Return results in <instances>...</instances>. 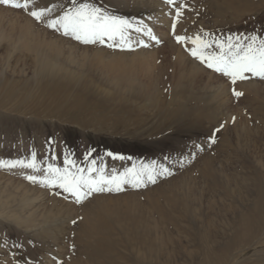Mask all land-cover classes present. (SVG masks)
<instances>
[{
    "label": "rangeland",
    "instance_id": "rangeland-1",
    "mask_svg": "<svg viewBox=\"0 0 264 264\" xmlns=\"http://www.w3.org/2000/svg\"><path fill=\"white\" fill-rule=\"evenodd\" d=\"M217 1L75 0L76 6L95 5L127 20L123 44L119 36L85 44L63 28L49 27V21L74 9L73 0H30L32 10L50 9L40 21L0 5V29L7 38L0 40V70L5 68L0 98L9 91L7 82L15 86V95L0 104V264H264V218L247 240L226 251L221 247L264 190V179L257 178L264 175V79L246 74L232 84L190 54V40L175 39L199 35L211 44L203 49L207 56L219 51L215 41L264 38V3L248 10L232 3L224 12ZM176 5H183L178 20ZM27 20L32 35L54 41L67 68L83 73L79 81L104 92L106 103L96 96L78 101L79 90L60 80L31 78L30 55L8 39H16L18 26ZM170 46L182 53L185 65L193 61L202 71L182 92L171 91L177 68ZM136 52L153 53L146 58L153 61L150 71L159 78L160 94L152 99L114 88L97 63L116 55L128 62ZM139 79L146 81L141 74ZM243 84L256 88L246 92ZM233 89L243 95L236 97ZM33 160L36 168L27 167ZM49 165L72 173L80 169L86 178L118 176L129 182L119 192H94L77 203L62 188L41 183ZM136 174L143 180L139 187L132 182ZM84 216L98 233H110L121 243L105 251L96 237L87 242L80 225ZM138 223L140 236L151 228L149 246H127L120 232V227L135 232ZM209 256L215 261L208 263Z\"/></svg>",
    "mask_w": 264,
    "mask_h": 264
},
{
    "label": "bare ground",
    "instance_id": "bare-ground-1",
    "mask_svg": "<svg viewBox=\"0 0 264 264\" xmlns=\"http://www.w3.org/2000/svg\"><path fill=\"white\" fill-rule=\"evenodd\" d=\"M217 3L218 4L217 5L215 4V5L218 7H221V9L224 10V12H225L228 9H229V11L231 10L230 6H232V3L239 4V7H241L240 9H242V10H248V7L251 5L258 6V7L263 5L264 0H218ZM165 9H163V10H165ZM165 13H168V11H165ZM24 24L25 25H23L22 27H21V25L18 26L19 33H18V36L16 37V39H13L12 36H9L8 39L14 41V42L12 41L14 44L12 46L13 48H15L14 46H16L18 44V45H20V47L23 51H26V53H28V55H30L31 63L33 65V69H32L33 72H32V77H31L32 79H34V80L37 79L40 81L60 80V81L64 82L65 84H67L71 87L77 88L79 90L76 94V97H77L78 101L81 100V102L87 101L89 99V97H91V96H96V98L98 97V99H102L105 103H106L105 100H107V101L109 100V98H105L104 96H102L104 94V92H103V94H99V92L97 90L95 91L90 86H88L86 83H81L79 81V80H81L83 73H81V72L78 73L77 71L75 72L72 69L67 68V66H68L67 60H66V58H63L62 52H59V47L56 46V43L54 41H52L50 39L47 41H42V40L37 39V37H38L37 35H32L34 30L32 28L31 22L29 20H27V21H25ZM1 31L2 30L0 29V40L1 39L6 40L7 38H5L4 34ZM170 49L175 51L174 52L176 55L175 65L177 68L176 75L173 77L172 81L170 82L171 91L182 92L185 90V88H190L193 86V84H195V82H194L196 80L194 77L195 74L200 73L202 71H201V68L198 65H196V63L193 61H190L189 65H185L184 61H183V55L177 48H174V46H170ZM96 53L98 55H100L98 52H96ZM146 56H153V53L152 52H148L146 54H141L140 52L132 53L130 56V58H132V59L129 60L128 62H126V59H125L128 57H125L123 55H116V56L111 57L109 61L104 62V64H103V61H101L100 59H98L99 61L97 63H98V65H101L105 69L106 72L103 74V76L105 77L107 82L110 85H112L114 88L121 90V91L124 90L125 92H128V93H133L136 96H144L147 99L148 98L152 99V97L154 95L160 94L159 88H157V82H158L159 78L158 77L155 78L152 74L153 71H150L152 68L153 61L146 58ZM22 71H23V69H20L19 72L22 73ZM14 72H15V70L13 68V70H11L12 76H14V74H15ZM4 73H5V68L4 69L2 68L0 70V81H1V78L3 77ZM140 74L146 78L145 79L146 81H144V80H142V82L140 81V79H139ZM20 75H22V74H20ZM10 82L11 81L6 83L7 87H9V91L4 92L3 97L0 98V104L5 103V101H6L5 99H8V98L15 95V91L13 90V87H15V86ZM12 82L16 85V81H12ZM17 85H16V87H17ZM206 87H207V85L205 84V87L202 89H205ZM213 88H214V86H213ZM244 88H245V91L247 92L248 88H252V91H253L256 87L253 84H245L243 86V90H244ZM215 92H216V90H215ZM170 99H171L170 102L173 101L172 97ZM213 99H214V97H213ZM158 109H160V108H158ZM204 164L208 166L210 164V162H205ZM205 171H206V169H205ZM257 178H258V180H263L264 175L261 176L259 174V175H257ZM263 202H264V190L262 191V189H261V191L259 193H257V199H256L254 205L251 207L249 214H242L241 216H239L238 222H236V227H235L236 230H234V234L232 235L231 240L229 242H227V245L221 246L223 251H226V249L230 248L234 243H237L238 241L247 240L249 238L248 236H251L250 235L251 230L254 229V227H257V228L259 227L258 224H260L262 222V219L264 218V210H262V211L260 210ZM260 212H261V214H259ZM84 218L87 220L83 219V221H82L83 223L80 225H81V229L83 231V234H84L86 241L88 240V238L96 237L98 239L97 242L100 243V246L105 251L108 250L109 246H111L113 244L121 243V241L113 239L110 236V233L109 234L108 233H103V234L98 233L97 229H96V224L93 223V225H92L90 220L87 217L84 216ZM116 222H117V220H116ZM138 226H139V223L135 227V229H136V230H134L135 232L127 231L121 227L119 228L123 238L126 241L127 246L132 247L135 245V242H137L141 245H147V246H149L151 244L150 236H149L151 233V228L150 227L146 228L145 232H144L145 235L140 236L137 233L138 228H139ZM129 232L135 233L132 235L133 237H130L131 235H129ZM203 238H204V236H203ZM87 242H89V241H87ZM148 251H151L150 247H148ZM210 251H212V248L206 250V252H208V253H210ZM214 255L216 256V254H214ZM221 256H223V255H221ZM216 260H217V258H216ZM207 261H208V263H210V262L215 261V259H213V257L209 256L207 258ZM210 264H212V263H210Z\"/></svg>",
    "mask_w": 264,
    "mask_h": 264
},
{
    "label": "snow or ice",
    "instance_id": "snow-or-ice-1",
    "mask_svg": "<svg viewBox=\"0 0 264 264\" xmlns=\"http://www.w3.org/2000/svg\"><path fill=\"white\" fill-rule=\"evenodd\" d=\"M167 2L169 4H176V0H167ZM0 5L27 11L37 21L44 18L45 13L50 11V9L32 10L30 8V0H23V2L21 0H0ZM73 5V10L66 11L63 16L49 21L48 26L54 29L63 28L65 35H72L76 40L85 44L97 41L104 43L105 38L115 41L117 36L120 37L123 44L124 34L130 27L127 20L109 15L102 8L95 5L83 3L76 6L75 0H73ZM182 9L183 5H176L175 15L177 20L183 14ZM172 27L174 31L176 27L175 23H173ZM136 31H141V29L137 28ZM148 33L151 36L150 29H148ZM152 39H155V37L152 36ZM175 39L178 43L190 40L193 45L189 50L190 54L199 59L201 63L206 64L208 68L228 77L232 84H235L237 80L247 79L248 76L246 74L264 79V38L251 35L244 38L247 40V43L239 37L235 41L232 38H229L226 42L215 41L219 51L207 56L204 54L203 49L211 47V44L203 41L199 35L194 38L177 35ZM258 39L259 43H257ZM111 46L109 44V47ZM233 94L236 97L243 95L242 92L235 91L234 89ZM215 131L218 132L219 129ZM213 142H215L214 139ZM20 163L23 162L21 161ZM66 163L73 164L74 162L67 161ZM94 163L95 161H93ZM26 166L36 168L35 161L33 160V162ZM93 171H96V169H89V172ZM48 173L49 175L41 183L62 188L64 192L74 196L77 203L94 192H119L122 190V185L129 182L125 177L118 176L104 177L101 175L99 179L92 178L91 176L86 178L80 169H77L76 173H72L68 168L61 171V169L55 168L52 165L48 166ZM27 179L35 182L37 178L28 176ZM148 180L155 183V176L152 173H148ZM132 182L134 187H139L143 183L141 174H136Z\"/></svg>",
    "mask_w": 264,
    "mask_h": 264
}]
</instances>
